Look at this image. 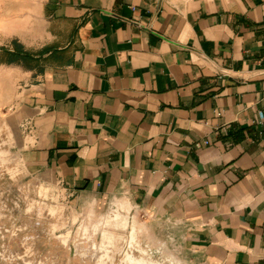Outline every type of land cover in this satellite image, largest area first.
Returning a JSON list of instances; mask_svg holds the SVG:
<instances>
[{
  "label": "crops",
  "instance_id": "crops-1",
  "mask_svg": "<svg viewBox=\"0 0 264 264\" xmlns=\"http://www.w3.org/2000/svg\"><path fill=\"white\" fill-rule=\"evenodd\" d=\"M0 70L27 176L191 264H264V0H0Z\"/></svg>",
  "mask_w": 264,
  "mask_h": 264
},
{
  "label": "rangeland",
  "instance_id": "rangeland-1",
  "mask_svg": "<svg viewBox=\"0 0 264 264\" xmlns=\"http://www.w3.org/2000/svg\"><path fill=\"white\" fill-rule=\"evenodd\" d=\"M18 82L0 70V264H126L127 254L142 257L138 247L157 264H191L173 245L150 243L115 202L103 212L93 206L78 211L49 179L27 176L12 116ZM116 214L127 219L126 230L103 227ZM132 226L138 234L130 249ZM102 229L115 237L111 245L102 244Z\"/></svg>",
  "mask_w": 264,
  "mask_h": 264
},
{
  "label": "bare ground",
  "instance_id": "bare-ground-1",
  "mask_svg": "<svg viewBox=\"0 0 264 264\" xmlns=\"http://www.w3.org/2000/svg\"><path fill=\"white\" fill-rule=\"evenodd\" d=\"M45 191V190H44ZM121 210L128 212V205L127 203H122L121 204ZM128 226V221L126 218H122L120 215L116 214L114 217H106L104 219L103 227L108 228V227H113V228H120L122 230H126ZM137 231L135 230V227L132 228L131 231V242H130V249H133L134 246H136V235ZM101 236H102V244L104 242H110V245L112 244L111 242L114 240L115 237H113V234L109 231H106L105 229L101 230ZM104 245V244H103ZM109 245V244H108ZM107 245V246H108ZM102 246V245H101ZM106 245H104L105 247ZM138 251L141 253L142 257L140 258H134L132 255L127 254L125 257V262L126 264H157L150 259L147 258V252L140 247H138ZM101 257V256H100Z\"/></svg>",
  "mask_w": 264,
  "mask_h": 264
},
{
  "label": "built area",
  "instance_id": "built-area-1",
  "mask_svg": "<svg viewBox=\"0 0 264 264\" xmlns=\"http://www.w3.org/2000/svg\"><path fill=\"white\" fill-rule=\"evenodd\" d=\"M21 130L23 132V134L25 135V137H28L31 135L32 132V127L29 121L25 122L22 126H21Z\"/></svg>",
  "mask_w": 264,
  "mask_h": 264
}]
</instances>
